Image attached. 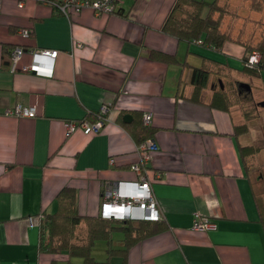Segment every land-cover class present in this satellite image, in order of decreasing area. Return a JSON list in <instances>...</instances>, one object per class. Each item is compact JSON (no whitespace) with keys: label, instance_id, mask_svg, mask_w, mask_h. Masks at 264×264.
<instances>
[{"label":"crops","instance_id":"1","mask_svg":"<svg viewBox=\"0 0 264 264\" xmlns=\"http://www.w3.org/2000/svg\"><path fill=\"white\" fill-rule=\"evenodd\" d=\"M179 1L118 0L112 13L87 8L69 17L45 0H0V264L58 258L41 247L37 216L55 212L63 190L75 191L82 214L98 215L107 186L137 178L131 165L140 157L138 142L124 124L145 112L158 147L148 165L162 228L135 243L126 264H264V208L243 162V135L235 134L231 106L213 103L219 81L241 79L229 63L242 61L241 51L226 44L227 53L199 51L172 34L168 17ZM19 45L25 52L15 65ZM42 48L58 50L41 65L53 67L50 75L23 68L35 62L31 50ZM202 67L209 72L205 86L193 79ZM220 68L233 73L219 76ZM19 103L36 114L12 113ZM104 105L98 131L68 132L66 122L94 121ZM199 215L215 227L193 229ZM122 234L114 248L123 247ZM107 247L96 242L93 254L106 259Z\"/></svg>","mask_w":264,"mask_h":264},{"label":"trees","instance_id":"2","mask_svg":"<svg viewBox=\"0 0 264 264\" xmlns=\"http://www.w3.org/2000/svg\"><path fill=\"white\" fill-rule=\"evenodd\" d=\"M232 0H180L174 11L168 17V29L178 38H185L188 41L194 38H201L202 41L210 42L219 46L226 39V31L222 29L223 15L226 12L224 4ZM185 14V17L178 18L175 12ZM202 44V43H197ZM246 57L252 53V49L247 47ZM262 52L264 65V46H258ZM11 57V56H10ZM176 60V59H174ZM10 63V61H9ZM264 68V66H262ZM259 71L260 69H255ZM209 72L205 68H194L193 79L204 83L208 79ZM202 86L197 85L196 91L200 92ZM230 94L218 90L214 93L213 103L219 107L230 110L233 103L229 98ZM100 115V110L94 113ZM249 111H243L242 115H249ZM142 115V112L139 113ZM139 116V117H140ZM128 131L139 143L145 139L153 137L155 129L151 125L144 124L141 117L134 123L124 124ZM236 133L241 134L247 130V122L235 124ZM252 147L241 145L240 151L245 166L248 154ZM153 222L157 223L153 226ZM157 221L152 220H113L105 219L100 213L98 215L82 214L76 204V193L72 189H65L59 195V205L55 212L46 213L39 221L40 245L43 250L57 254V259L52 264H117L111 262L109 253H121L124 258L120 264H126L125 255L127 251L137 242L151 234L158 232L162 227ZM119 228L124 233L122 241L123 247L114 248L113 230ZM103 239L106 241L107 257L98 259L93 254L96 242Z\"/></svg>","mask_w":264,"mask_h":264},{"label":"built area","instance_id":"3","mask_svg":"<svg viewBox=\"0 0 264 264\" xmlns=\"http://www.w3.org/2000/svg\"><path fill=\"white\" fill-rule=\"evenodd\" d=\"M58 7L59 11L66 15L77 14L84 9L90 8L96 15L109 14L114 11V5L118 0H45ZM23 4V0H20ZM20 31L24 35L31 33L30 27L21 28ZM78 45L82 46L83 43L78 42ZM25 52L23 46L15 47L13 54V63L16 65L19 57ZM32 55L34 56V63L26 65L23 68L27 70H34L37 73L44 75H50L53 73V67L47 65L41 66L43 59L46 61L54 60L58 54L57 49L42 48L32 49ZM255 58V59H254ZM258 61V58L254 55L246 64H253L251 62ZM47 63V62H46ZM53 63V62H52ZM254 65H256L254 63ZM107 106H102L100 109L99 117L90 121L85 119L80 123L68 121L66 122L68 132L75 131L78 127L82 128L84 132L90 133L92 131H98L102 126L106 118ZM12 113L18 116H34L36 114L35 108L24 106L19 103L10 110ZM143 120L146 125L151 122V115L148 112L143 114ZM157 144L154 138L150 137L138 144V151L140 152V158L131 165V169L137 174V178L121 180L115 184L107 186L103 192L102 204L100 213L103 218L114 219H145V220H159L162 218V213L159 209L157 199L153 193L152 177L147 166L153 151L157 149ZM114 159H112V162ZM159 174L155 173L154 177H158ZM42 215L39 216L41 219ZM33 220V217H30ZM214 220L208 216L199 215L193 225V229L206 231L209 228H214Z\"/></svg>","mask_w":264,"mask_h":264},{"label":"rangeland","instance_id":"4","mask_svg":"<svg viewBox=\"0 0 264 264\" xmlns=\"http://www.w3.org/2000/svg\"><path fill=\"white\" fill-rule=\"evenodd\" d=\"M224 8H226V12L223 15L224 17H223L222 29L226 31L225 37L226 36L227 37L223 42V46L224 44H226L227 47H232L233 49L236 48L237 52H234V53L237 55L240 50L241 51L240 55H242L241 56L242 61L240 59H231L229 60V63H231L232 65L238 68H241L243 65V69L239 70L238 68H236V71L240 72L239 75L242 80L251 81L253 85L252 91L254 93V96H256L257 99H261V98L263 99L264 98V90H263L264 87L258 86L256 82H254V80H252L251 78L252 76H256L257 71L255 70V66L258 65V66H261V69L259 70L260 71L259 75L264 80V68L262 67L264 66L263 61H262L263 55H262V52L258 48V46H264V0H244V5H237L233 1H231V2L225 3ZM251 36L255 41L251 38ZM190 42L202 43L199 45L195 43L191 44V46L196 50L211 52V53L214 52V50L211 49L212 44L206 45V46L203 45V44H210V42L204 43L200 37L194 38ZM232 42H235V44ZM213 46L216 50L225 52L224 49L222 48V44L219 46L213 44ZM248 46L253 49H252V53L246 57L245 55H246V51L248 50L247 48ZM191 51H194V50H191ZM228 51H226L225 53H227ZM194 52H197V51H194ZM191 53L192 54H190L189 57L194 56V53L193 52ZM216 54L219 55L221 53L216 52ZM254 55L258 58V61L255 62L254 60L253 62H251L253 64L247 65L246 64L247 60H249ZM254 63L256 65H254ZM224 67L229 68L231 66L228 64H225ZM220 69H222V72H218V75L222 77H225L223 75H228L230 73H233V71L231 70L229 71L226 68H220ZM233 78H239V77L237 74H235ZM222 80L224 81L223 83L224 88L228 89V92L230 94L229 98L233 102L231 103L230 106L232 108V111L235 113V115L231 112L232 115L236 117L237 123L247 122V124L251 127L248 130V134H245V136H243L241 142H243V140L244 142H247V139L250 137V141L252 140V138L256 139V142H253V145L260 146V144H264V132H262V127H261V124L264 123V109L260 108L254 111L252 117H250V115L243 116L242 112L250 108V106L248 105V102L245 100L244 96L239 95L237 93V90L233 82L228 81V79L226 78ZM255 114H259L261 117L253 118L255 117ZM141 119L143 120V116L141 117ZM255 128L258 131V135L252 136L251 133L253 129ZM244 137H247V139ZM259 141H262V143H260ZM260 158H258L257 156H252V157L248 156V159H246V162H247L246 168L253 182L256 184V189L258 191L257 193L261 197V199L259 198L260 203L264 208V178L259 177V172L264 171V158L262 159ZM147 166L149 167L148 163H147ZM39 216L40 215L38 214L37 220L40 219ZM122 232L123 231L119 228H116L113 230L112 235L114 238V243L115 242L120 243L119 238L123 236ZM99 242H101L103 245L106 244L103 239H100L98 243ZM99 247L100 246L97 245L94 251L99 252V249H98ZM107 255L108 253L106 251V256ZM109 256L111 257L112 253H109ZM97 258L102 260L101 259L102 257H97Z\"/></svg>","mask_w":264,"mask_h":264},{"label":"flooded vegetation","instance_id":"5","mask_svg":"<svg viewBox=\"0 0 264 264\" xmlns=\"http://www.w3.org/2000/svg\"><path fill=\"white\" fill-rule=\"evenodd\" d=\"M261 69V66H258L256 65L255 66V69ZM259 72L260 71H257L256 72V76H252V80H254V82H256V84L260 87H264V80L263 78L259 75ZM234 85H235V88L237 90V93L239 95H242L245 97V100L248 102V105L250 106L249 109H246V111H249L250 112V117H252L254 111L258 110V109H264V98L262 99H257L256 96H254V93L252 91L253 89V85L251 83V81H247V80H241V79H236L235 81H233ZM219 84L221 86V88L223 89H219L221 91H224V85H223V82L222 81H219ZM264 90V88H263ZM257 117H261L259 114H255V117L253 118H257ZM248 125V124H247ZM261 127H262V132H264V123L261 124ZM249 128H251L249 125L247 127V130L244 132V133H241V134H237L236 133V129H235V134L237 136H240V135H243L245 136V134H248V130ZM251 135L253 136H257L258 135V131L255 129H253ZM247 139V137H244ZM249 139V140H248ZM247 139V142H240L241 145H250L252 147V149L250 150V153L248 154L249 157H252V156H257L258 158H264L263 154H264V144H260V146H256V145H253V142H256V139L252 138V140L250 141V137ZM260 143H262V141H259ZM259 159V160H260ZM259 177L260 178H264V171L263 172H259Z\"/></svg>","mask_w":264,"mask_h":264},{"label":"water","instance_id":"6","mask_svg":"<svg viewBox=\"0 0 264 264\" xmlns=\"http://www.w3.org/2000/svg\"><path fill=\"white\" fill-rule=\"evenodd\" d=\"M34 72V70H33ZM132 117V115L130 113H127L125 116H124V120L125 121H130V118Z\"/></svg>","mask_w":264,"mask_h":264},{"label":"clouds","instance_id":"7","mask_svg":"<svg viewBox=\"0 0 264 264\" xmlns=\"http://www.w3.org/2000/svg\"><path fill=\"white\" fill-rule=\"evenodd\" d=\"M102 204V203H101ZM100 210H101V208H100ZM100 215H101V213H100ZM102 216V215H101ZM105 219H109V218H105ZM110 219H113V220H125V219H114V218H110ZM127 220H131V219H127ZM133 220H135V219H133Z\"/></svg>","mask_w":264,"mask_h":264}]
</instances>
